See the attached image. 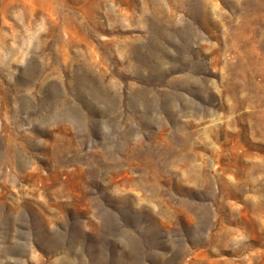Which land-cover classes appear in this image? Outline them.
Returning <instances> with one entry per match:
<instances>
[{"label":"rangeland","instance_id":"374dc122","mask_svg":"<svg viewBox=\"0 0 264 264\" xmlns=\"http://www.w3.org/2000/svg\"><path fill=\"white\" fill-rule=\"evenodd\" d=\"M0 264H264V0H0Z\"/></svg>","mask_w":264,"mask_h":264}]
</instances>
